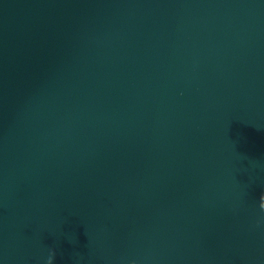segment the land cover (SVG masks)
<instances>
[{
  "label": "water",
  "instance_id": "water-1",
  "mask_svg": "<svg viewBox=\"0 0 264 264\" xmlns=\"http://www.w3.org/2000/svg\"><path fill=\"white\" fill-rule=\"evenodd\" d=\"M0 264H264V0H0Z\"/></svg>",
  "mask_w": 264,
  "mask_h": 264
}]
</instances>
